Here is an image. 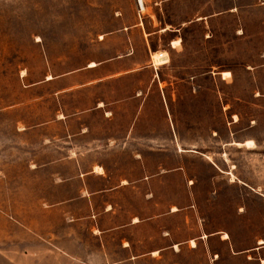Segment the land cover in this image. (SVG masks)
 <instances>
[{
  "label": "crops",
  "instance_id": "1",
  "mask_svg": "<svg viewBox=\"0 0 264 264\" xmlns=\"http://www.w3.org/2000/svg\"><path fill=\"white\" fill-rule=\"evenodd\" d=\"M176 2L145 0L140 20L99 34L76 67L55 71L62 60L44 52L39 79L20 73L22 97L0 109L12 117L10 145L0 148V164L11 165L0 170V212L13 264H264V232L245 225L243 189L192 181L214 178L217 167L199 152L192 173L183 156L196 152L180 134V117L196 111V76L160 74L184 50L183 27L198 22L208 36L235 12L243 41L244 12L177 19ZM152 51L169 60L155 65ZM263 67L245 71L257 83ZM222 71L211 73L225 79Z\"/></svg>",
  "mask_w": 264,
  "mask_h": 264
},
{
  "label": "rangeland",
  "instance_id": "2",
  "mask_svg": "<svg viewBox=\"0 0 264 264\" xmlns=\"http://www.w3.org/2000/svg\"><path fill=\"white\" fill-rule=\"evenodd\" d=\"M261 1L264 0H177L173 9L177 19L215 14L237 6L239 12H244V38L241 41L234 36L238 22L235 12L215 21L208 36L202 24L187 25L182 29L184 50L180 58L176 55L168 59L160 71L167 81L174 75L196 76V111L180 117L185 128L180 134L186 138L181 143L184 148L195 146L196 152L195 156L193 152L183 156L189 158L192 173L193 160L202 157L199 152L209 155L221 171L212 166L214 178L192 181L200 189H243L245 225L254 234L264 232V95L254 96L258 91L264 94V67L256 83L245 66L264 63V12L256 8ZM148 12L150 8L143 11ZM137 20L134 0H0V109L22 97L21 72L27 71L31 81L42 76L44 52L50 60H62L55 71L76 67L99 34ZM152 60L155 65L164 63H155L154 57ZM219 70H224L221 75L225 79L211 73ZM153 71L151 68L148 75ZM11 118L10 114L0 113V148L3 142L10 145ZM243 139L251 140L234 142ZM6 166L11 165L0 164V170ZM201 170L204 175L209 172ZM186 183V178L181 180V184ZM11 231L9 219L0 212V264H13L7 257L12 255ZM247 236L244 233L242 239ZM245 246L246 243L238 244ZM199 257L195 254L193 261Z\"/></svg>",
  "mask_w": 264,
  "mask_h": 264
},
{
  "label": "bare ground",
  "instance_id": "3",
  "mask_svg": "<svg viewBox=\"0 0 264 264\" xmlns=\"http://www.w3.org/2000/svg\"><path fill=\"white\" fill-rule=\"evenodd\" d=\"M240 31V30H239ZM152 57H154L155 63H162L168 60V55L167 53L164 51H156L152 53ZM91 65L93 64L92 62L90 63ZM21 75H23V72H21ZM47 77H50L49 75ZM210 160V159H209ZM233 177V176H232ZM191 182V180H189V183ZM173 208V206H172ZM174 210V209H173ZM226 234V233H225ZM224 236V235H223ZM227 236V235H226ZM225 238V237H224ZM192 240V239H191ZM192 242V241H191ZM259 242H261V240H259ZM193 243V242H192ZM195 244V242H194ZM153 253V252H152Z\"/></svg>",
  "mask_w": 264,
  "mask_h": 264
},
{
  "label": "built area",
  "instance_id": "4",
  "mask_svg": "<svg viewBox=\"0 0 264 264\" xmlns=\"http://www.w3.org/2000/svg\"><path fill=\"white\" fill-rule=\"evenodd\" d=\"M144 3H145V0H134V4L136 7V16L139 20H140V16L142 15Z\"/></svg>",
  "mask_w": 264,
  "mask_h": 264
},
{
  "label": "snow or ice",
  "instance_id": "5",
  "mask_svg": "<svg viewBox=\"0 0 264 264\" xmlns=\"http://www.w3.org/2000/svg\"><path fill=\"white\" fill-rule=\"evenodd\" d=\"M37 39H39V37H37Z\"/></svg>",
  "mask_w": 264,
  "mask_h": 264
}]
</instances>
